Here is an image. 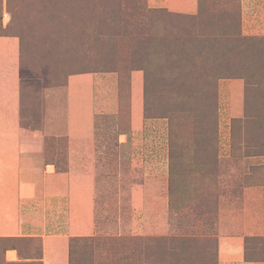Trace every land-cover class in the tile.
Here are the masks:
<instances>
[{
    "label": "rangeland",
    "instance_id": "374dc122",
    "mask_svg": "<svg viewBox=\"0 0 264 264\" xmlns=\"http://www.w3.org/2000/svg\"><path fill=\"white\" fill-rule=\"evenodd\" d=\"M242 1L196 0L186 14L0 0V37L18 43L20 134L43 141L45 163L68 170L70 76L104 80L113 104L88 122L94 230L69 240L70 264H264V34L242 20L264 0ZM10 247L40 264L39 239L0 240V264Z\"/></svg>",
    "mask_w": 264,
    "mask_h": 264
},
{
    "label": "crops",
    "instance_id": "0c3cea01",
    "mask_svg": "<svg viewBox=\"0 0 264 264\" xmlns=\"http://www.w3.org/2000/svg\"><path fill=\"white\" fill-rule=\"evenodd\" d=\"M150 2V6L164 7L175 13L194 14L196 11V0ZM246 13L250 16L244 19L242 13V20L248 22L247 31L263 35L264 30L257 31L259 25L254 18L259 13L264 27V5L260 12V6L256 7L251 1ZM17 56L16 38L0 37V238L39 239L41 257L37 261L68 264L69 240L88 236L94 230L93 177L89 172L93 162L88 156L91 136L88 122H92L95 105L109 110L113 104L103 97L104 80L96 75L79 74L68 78L69 163L66 172H58L53 165L45 163L43 141L20 134ZM140 80L138 74L132 75L133 122L138 118ZM240 99L238 96L233 99V111L241 109ZM81 149H85L87 155L76 152ZM3 261L19 264L23 260L16 250L7 248Z\"/></svg>",
    "mask_w": 264,
    "mask_h": 264
},
{
    "label": "trees",
    "instance_id": "16d2710c",
    "mask_svg": "<svg viewBox=\"0 0 264 264\" xmlns=\"http://www.w3.org/2000/svg\"><path fill=\"white\" fill-rule=\"evenodd\" d=\"M20 128H21V126H20ZM171 159H172V157H171ZM172 162V161H171ZM55 169H56V166H55ZM58 170V169H57ZM56 170V171H57ZM67 171V168H65L64 169V171L63 172H66ZM76 238V237H75ZM8 240H23V239H20V238H7ZM0 240H2V238H0ZM70 244V243H69ZM69 247H70V245H69ZM11 249H14V250H16L14 247H10ZM4 250L5 249H3V250H1V253H3L4 252ZM41 254V253H40ZM69 256H70V251H69V253H68V259H69ZM4 262V261H3ZM7 264V263H6ZM41 264V263H40ZM68 264H70V260H68Z\"/></svg>",
    "mask_w": 264,
    "mask_h": 264
}]
</instances>
